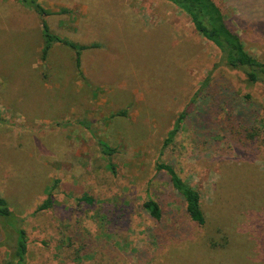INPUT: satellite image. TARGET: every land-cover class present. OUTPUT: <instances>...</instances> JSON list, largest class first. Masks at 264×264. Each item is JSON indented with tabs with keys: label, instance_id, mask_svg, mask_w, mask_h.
<instances>
[{
	"label": "rangeland",
	"instance_id": "obj_1",
	"mask_svg": "<svg viewBox=\"0 0 264 264\" xmlns=\"http://www.w3.org/2000/svg\"><path fill=\"white\" fill-rule=\"evenodd\" d=\"M39 1L71 10L48 17L53 33L99 46L82 52L83 76L65 44L44 59L41 16L0 0V195L24 218L28 263L264 264V84L252 87L246 121L190 118L161 153L221 50L168 0ZM215 1L264 60V0ZM100 141L118 152L104 155ZM159 159L200 191L205 225ZM150 197L160 222L143 206ZM16 239L0 218V264Z\"/></svg>",
	"mask_w": 264,
	"mask_h": 264
},
{
	"label": "trees",
	"instance_id": "obj_2",
	"mask_svg": "<svg viewBox=\"0 0 264 264\" xmlns=\"http://www.w3.org/2000/svg\"><path fill=\"white\" fill-rule=\"evenodd\" d=\"M21 1L41 16L44 38L43 58L47 57L49 50L55 43L65 44L73 49L76 67L79 74L83 76L81 69L82 52L99 45H86L63 38L53 33L48 23L49 16L70 13L71 10L62 8L58 11H53L46 8L39 0ZM168 1L189 15L198 32L221 50L222 60L208 71L185 109L179 114L174 127L167 135L161 153L174 140L182 124L190 118L200 124L198 122L199 119L203 123L205 120L207 121V116L212 113H225L227 116L234 115L239 120L244 119L246 121L248 119V107L253 104L252 87L257 83L264 84V60L248 51L242 36L230 28L221 7L215 0ZM241 76H243L244 82L240 84L239 78ZM0 121H2L1 118ZM260 127L264 129V108ZM204 128H207L206 123ZM100 147L101 152L106 156H112L118 152L117 147H113L105 141H100ZM157 171L168 174L172 188L184 199L186 212L191 221L198 225H205L207 216L203 209L200 191L184 180L172 163L159 159ZM83 199L91 201V198L88 197ZM53 204L54 199L52 194H50L39 206V209H48ZM143 206L154 220L158 222L163 220V210L154 198L150 197L147 199ZM0 218H3L7 226L15 231L17 238L12 259H8L4 264H29L27 257L30 239L26 229L23 227L24 218L16 215L7 199L1 195ZM95 253H98V251H95ZM79 262L84 263L85 261L81 259Z\"/></svg>",
	"mask_w": 264,
	"mask_h": 264
}]
</instances>
